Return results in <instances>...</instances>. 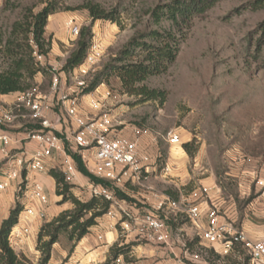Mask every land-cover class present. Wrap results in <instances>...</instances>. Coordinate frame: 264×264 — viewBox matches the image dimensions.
Returning <instances> with one entry per match:
<instances>
[{
  "label": "rangeland",
  "instance_id": "obj_1",
  "mask_svg": "<svg viewBox=\"0 0 264 264\" xmlns=\"http://www.w3.org/2000/svg\"><path fill=\"white\" fill-rule=\"evenodd\" d=\"M47 1L0 0V36L6 39L13 25L24 21L28 10L37 13ZM174 1L65 0L60 5L61 10L48 20L45 40L49 53L43 64L38 65L41 71L31 85L50 99L53 111L61 113L62 102L52 93L54 76L61 77L60 95L77 98L82 113L98 119L103 112L91 108L90 101L94 97L83 91L106 66L114 63L132 39L158 31L180 40V53L168 70L138 85L160 92L159 98L132 95L117 77H112L100 86L112 93L103 111L112 117L114 130L120 135L132 137L135 129L147 132L141 145L155 163L150 181L156 184L157 201L165 196L189 197L195 190L207 186L211 195L219 199L223 211L240 225L248 215L264 210V7L253 9L251 5L256 0H221L189 23L177 25L168 19L159 20L155 14ZM86 4L114 13L116 21H93L88 10L75 9ZM67 8L73 10L67 11ZM74 26L77 32L72 33ZM84 28L92 30L91 46L96 44L101 48L102 58L93 66L84 65V61L74 71L65 73L64 64ZM81 82L85 87H80ZM15 101V96H9L0 101V105L9 106ZM63 113L66 124L73 129L74 124L64 110ZM35 127L27 121H19L1 128L12 133H27V129ZM172 132L180 136L181 144H170L168 135ZM186 144H190L192 155L185 151ZM23 192H16L17 197H22ZM78 198L87 202L91 196L83 189ZM132 203L146 211L136 199H132ZM53 204L50 205H62L61 202ZM50 221L41 222L44 225ZM172 224L174 237L183 235L190 252L198 251L202 242L192 232L187 218L181 217ZM117 227L121 240L126 235ZM132 240L131 243L145 248L156 247V253H166L160 246L135 236ZM77 245L70 253L73 243L62 236L53 247V264H103L107 260L108 254L101 255L102 262H89V258L78 261L74 258ZM174 247L176 254H156V264H175L176 257L186 264H201L186 259L180 244L175 243ZM27 258L32 264H39L41 254L35 248ZM211 258L216 264H226L223 258L218 260L213 255Z\"/></svg>",
  "mask_w": 264,
  "mask_h": 264
},
{
  "label": "built area",
  "instance_id": "obj_2",
  "mask_svg": "<svg viewBox=\"0 0 264 264\" xmlns=\"http://www.w3.org/2000/svg\"><path fill=\"white\" fill-rule=\"evenodd\" d=\"M75 31L77 32L76 26L72 28V33ZM30 44L34 50L35 61L42 65L46 56L39 53L32 35ZM102 55L101 48L96 44L92 45L84 65L97 64ZM61 85V77L54 76L52 93L54 96L58 95V101L62 102L67 116L74 124L67 136L59 137L51 130L52 125L47 114L53 111V104L36 86L17 93L13 104L0 105V128L19 121L41 126L40 129H27L28 139L38 143V150L29 160L27 157L17 159L18 168L10 170L0 182V194L12 182L17 183L18 193L24 191L26 183L22 178L23 172L49 174L46 162L57 157L61 158L59 171L63 173L67 183H73L80 173L73 158V155H77L91 174L107 183L102 185L90 180L91 186L87 192L91 198L102 197L112 203L111 207L120 210L122 218L118 225L122 234L126 235L124 237L134 235L146 243L169 250L172 254H176L174 245L178 243L186 259L201 264H211L212 255L221 258L233 257L239 262L247 257L248 264H264V240H248L237 220L223 211L219 199L211 195L208 187L202 186L189 197L181 196L178 200L165 196L163 200L156 202L151 211L146 210L141 214L127 208L126 203L116 196V190L122 191L128 185L146 186L155 171L153 157L141 145L147 132L135 129L132 137L115 132L112 117L103 111L112 97L111 91L105 90L101 93L96 89L92 93L94 98L90 101L91 108L102 111L103 114L98 119H91L82 113L77 98L69 99L60 95ZM79 85L85 87L84 82ZM168 140L171 145L181 144L180 136L173 132L168 135ZM12 143L13 139L9 134L0 135V146H4L3 152L8 156L10 152L7 150ZM25 191L30 192L28 198L37 202L39 209L25 208L24 215L30 219L46 220L50 200L45 186L34 182ZM107 215H111V211ZM181 217L187 218L192 232L202 242L196 252H190L188 241L183 235L174 237L172 223L178 222ZM29 234V228H22L17 236L27 238ZM176 258L175 264H186L179 257Z\"/></svg>",
  "mask_w": 264,
  "mask_h": 264
},
{
  "label": "trees",
  "instance_id": "obj_3",
  "mask_svg": "<svg viewBox=\"0 0 264 264\" xmlns=\"http://www.w3.org/2000/svg\"><path fill=\"white\" fill-rule=\"evenodd\" d=\"M65 0H48L46 6L37 13L28 10L24 21L16 22L12 32L4 39L0 36V97L11 96L23 93L32 88L31 81L40 73L34 58V50L30 44V37L33 36L34 43L38 46L39 53L46 56L49 50L46 49L45 33L49 18L61 10L60 5ZM221 0H175L163 6L155 16L160 19H168L173 24H185L191 22L211 10ZM253 9L264 7V0H256L252 3ZM75 9H85L90 13L93 21L106 20L116 21L114 13H106L99 6L86 4ZM73 10L67 8V11ZM93 39L91 29L84 28L75 49L66 60L62 69L65 73H70L80 67L88 54ZM153 40L154 42H151ZM180 40L172 35L161 34L158 31H151L142 34L125 47L114 63L105 67L104 72L94 78L92 83L83 92L85 95L93 93L103 83L112 77H117L123 88L130 94L145 96L147 99H157L160 92L150 91L145 86L138 87L152 75L165 73L172 65L180 53ZM35 128L40 129L41 126ZM55 134L62 137L59 133ZM185 151L192 155L190 144L184 145ZM78 171L92 182L107 185L97 179L87 169L82 159L73 155ZM49 175L56 181V195L62 197L61 204L70 202L74 208L63 211L52 221L45 223L37 236L36 250L40 252L39 264H49L52 259L53 247L59 243L62 236H66L73 243L70 253L73 252L77 243L85 238L90 230L98 225V220L106 216L111 209L112 203L102 197H93L87 202L77 198L72 189L74 185L67 183L65 176L58 169H51ZM116 196L120 200L132 203V199L123 192L116 190ZM179 196H176L178 199ZM24 207L16 204L10 216L0 227V264H32L23 254H19L11 245V236L14 229L19 225L20 215ZM119 226V225H118ZM135 243H125L118 241L109 251L107 260L103 264H136L137 260L133 256ZM243 255V252L241 253ZM221 260L220 256H216ZM120 260V263H118ZM226 264H248V258L244 257L242 262L232 257L223 258ZM211 264H216L212 262Z\"/></svg>",
  "mask_w": 264,
  "mask_h": 264
},
{
  "label": "crops",
  "instance_id": "obj_4",
  "mask_svg": "<svg viewBox=\"0 0 264 264\" xmlns=\"http://www.w3.org/2000/svg\"><path fill=\"white\" fill-rule=\"evenodd\" d=\"M102 87H99L98 91H105V89H102ZM13 96H16V94L11 95L10 97ZM8 97L9 96H2L0 97V101H3V99H7ZM63 110L64 108L62 107V110L60 111L61 113L55 111L49 112L47 114V119L50 121L52 125L51 130L54 133L56 132L62 136H67L69 135L70 128L66 124L67 121L65 119ZM4 133H7L12 137L13 143L7 150V152H10L9 156L3 152L4 146H0V182L5 179V175L10 170L18 168L16 165L18 158L27 157L29 160L33 153L38 150V143L29 140L27 133H12L0 128V135ZM46 164L49 170H59L61 158L57 157L52 161L47 160ZM22 178L26 183L22 197H17L16 182H12L9 188L0 194V227L2 223L9 218L12 209H14L17 203L16 200L20 201V204L24 207V209H39L37 202L28 198L30 192L28 191L26 193L25 191V189L31 188V185L34 182L41 183L45 186L49 200H51L50 204H59L62 201V197H58L56 195V181L49 174L44 175L37 172H23ZM150 180L151 177L148 182H146V186L141 187L128 185L121 192L131 199H136L138 202L142 203L145 208L144 210H147V208L150 207L153 208V206L156 205V202L158 201L156 200V184H153V182ZM71 184L75 186V188L72 189V192L77 198L83 189H88L91 186L90 179L83 176L81 173H79V176ZM124 202L126 203V207L134 211L136 214L143 211L136 208L133 203L127 201ZM53 205H50L47 209L46 221H50L51 219L53 220L63 211L71 210L73 208L72 204L70 206L67 204L58 206ZM110 211L111 215H106L101 218L100 221H98V225L93 227L90 230V233L78 243L76 247V255L74 254V258L76 257L78 261H86V259L89 258V262H102L103 260L101 261V255L103 256L109 254L110 248L115 243L118 241H124L125 243L129 244L131 241H133L132 238L134 235H129L128 237L122 238L120 240L121 236L118 233L117 226L122 218L121 212L115 207H111ZM260 211L261 212L255 211L253 214L248 215L247 218L240 224V227L243 229L246 237L252 242L264 240V210ZM42 226L43 222L40 220L33 221V219L24 216V213L22 212V215H20L19 225L14 229L11 236V245L17 253H23L29 257L30 250H35L36 248L37 236ZM22 228H29L30 234L27 238L24 236H17V233ZM164 251H166V253L160 251L156 253V247H151L149 249L136 244L133 247V256L137 260L136 264H156V254L162 256L167 255L169 252V250L166 249H164ZM36 255H38V253ZM35 257L38 258V256ZM54 257L55 255H53L49 264H53L55 259ZM104 259H106V256Z\"/></svg>",
  "mask_w": 264,
  "mask_h": 264
}]
</instances>
